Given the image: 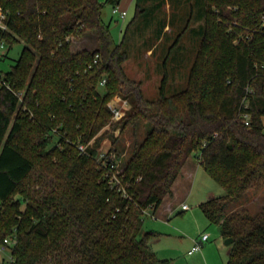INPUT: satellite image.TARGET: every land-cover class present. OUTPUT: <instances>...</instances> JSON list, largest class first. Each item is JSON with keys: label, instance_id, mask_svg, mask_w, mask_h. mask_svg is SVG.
<instances>
[{"label": "trees", "instance_id": "obj_1", "mask_svg": "<svg viewBox=\"0 0 264 264\" xmlns=\"http://www.w3.org/2000/svg\"><path fill=\"white\" fill-rule=\"evenodd\" d=\"M102 7L99 0H0V39L25 44L0 71V243L15 238L13 264H169L142 225L145 211L171 196L192 154L224 190L199 208L232 240L225 264H264V205L255 213L243 207L264 193V0H204L186 86L166 95L164 62L154 100L125 74L127 52L113 43ZM142 12L136 5L128 27ZM86 32L95 46L74 50L73 39ZM247 86L249 126L238 116ZM115 95L130 108L112 123ZM139 125L143 137L120 165L124 196L98 155L116 129ZM107 152L120 158L115 146Z\"/></svg>", "mask_w": 264, "mask_h": 264}, {"label": "rangeland", "instance_id": "obj_2", "mask_svg": "<svg viewBox=\"0 0 264 264\" xmlns=\"http://www.w3.org/2000/svg\"><path fill=\"white\" fill-rule=\"evenodd\" d=\"M99 2L103 4L102 20L108 25L113 43L122 41L123 49L127 52L128 57L123 63L125 74L141 83L142 96L147 100L158 97L164 62L167 71L166 95L183 90L202 35L204 0H119L115 6L126 10L127 14L123 19L112 13V3L105 0ZM136 5L143 12L128 27L135 14ZM92 37L91 33L86 32L73 39L72 48L76 50L94 47L96 43ZM177 38L178 42L174 47ZM24 45L22 41L12 45L5 43L6 57L0 58L2 73L7 72L15 63ZM116 96L118 95L113 97ZM113 133L117 139L112 143L111 139L105 138L101 143V151H108L111 146H115L122 166L134 142L143 137V126H137L136 130L127 126L121 132L118 128ZM187 161L197 163L196 154H192ZM178 186L179 183L176 187ZM223 193V188L200 166L195 171L191 183L189 181L186 185L178 187L175 197L164 198L163 210L168 214L166 217H155L147 212L142 229L151 231L158 238L160 251L156 256L168 260L169 264H225L229 245L220 236L218 226L209 224L199 208V202L205 200L208 195ZM182 204H187L189 208L181 211ZM262 205L264 193L253 194L243 207L255 213ZM203 231L208 233L209 241L201 251L187 255L191 239L199 237ZM7 254L8 252L1 257L6 258Z\"/></svg>", "mask_w": 264, "mask_h": 264}, {"label": "built area", "instance_id": "obj_3", "mask_svg": "<svg viewBox=\"0 0 264 264\" xmlns=\"http://www.w3.org/2000/svg\"><path fill=\"white\" fill-rule=\"evenodd\" d=\"M113 14H118L119 17L122 19L126 16V10H120L117 6L112 8ZM6 14L2 11H0V28L6 29L5 24ZM6 53L5 48V42L0 39V58L3 57V55ZM96 62V59L93 61ZM105 83L104 80L100 82V85L103 86ZM252 88L247 86L245 88V97L242 99L240 104V110L238 116L243 121L245 126H249L250 124V114L247 111L248 109V99L246 98L247 95L252 93ZM108 106L111 111V122H118L123 118L125 115V112L130 108V104L126 99H123L119 96L113 97L109 103ZM110 124V123H109ZM109 124L106 126V128L109 127ZM78 150L80 152H84L85 147L84 145H78ZM98 160L101 161L103 165L110 163L111 167H113V170L110 173L109 183L113 185V187H116L118 191H121L124 196H126V193L124 191V186L122 184L121 179L119 178V165H120V159L116 157V153L114 152H107V151H101L98 155ZM181 208L184 210H187L189 207L187 204H182ZM209 235L207 233L201 234L200 238L196 240L191 247V249L188 251V254H192L195 252H198L202 248V244H204L208 240ZM16 243V240L14 237H6L2 240V243H0V264H13V257H12V248L14 247ZM8 252L7 257H1L2 254Z\"/></svg>", "mask_w": 264, "mask_h": 264}, {"label": "crops", "instance_id": "obj_4", "mask_svg": "<svg viewBox=\"0 0 264 264\" xmlns=\"http://www.w3.org/2000/svg\"><path fill=\"white\" fill-rule=\"evenodd\" d=\"M200 167V164L197 162V163H191L190 161H186V163H185V165L183 166V168H182V170H181V172H180V174L178 175V177L176 178V180L174 181V183L172 184V187H171V190H172V194H171V196L173 197H175V195H177V190H178V187L180 188V187H182V184H187L189 181H190V183H191V181L193 180V176H194V174H195V171L197 170V168H199ZM204 171V170H203ZM179 183V186L178 187H176L177 186V184ZM191 186V185H190ZM221 195V194H220ZM213 196H218V195H214V194H210V195H208L206 198H205V200H207L208 198H210V197H213ZM205 200H201L200 202H199V204L201 203V202H203V201H205ZM163 201H164V199H163ZM163 201H162V203L159 205V207L153 212L152 211V209L151 208H148L145 212L147 213V212H150L151 213V215H153V216H155V217H159V216H165L166 217V215H168L167 213H165L164 212V210H163ZM170 207H171V205H169ZM171 209H173V208H171ZM180 209H181V211H185L184 209H182L181 208V206H180ZM203 233H207L206 231H203L201 234H203ZM208 234V233H207ZM201 236V235H200ZM200 236L199 237H194V238H192L191 239V245H190V247L187 249V251H186V254L187 255H193V254H195V253H192V254H188V251L191 249V247L193 246V244H194V242L196 241V240H198L199 238H200ZM209 241V237H208V240L205 242V243H207ZM205 243L204 244H202V247L205 245ZM149 244H150V247H151V249L154 251V253H155V255H156V253L158 252V251H160V245H159V240H158V238H156V237H153L152 239H151V241L149 242ZM201 251V250H200ZM228 251L229 250H227V254H228ZM199 252V251H198ZM159 259H161V258H159Z\"/></svg>", "mask_w": 264, "mask_h": 264}, {"label": "water", "instance_id": "obj_5", "mask_svg": "<svg viewBox=\"0 0 264 264\" xmlns=\"http://www.w3.org/2000/svg\"><path fill=\"white\" fill-rule=\"evenodd\" d=\"M232 242V240L229 238V239H225V243L227 244V245H229L230 243Z\"/></svg>", "mask_w": 264, "mask_h": 264}]
</instances>
